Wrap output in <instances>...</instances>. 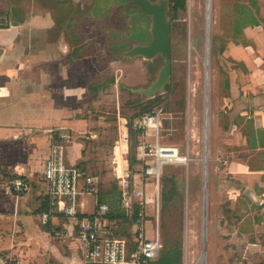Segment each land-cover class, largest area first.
I'll return each mask as SVG.
<instances>
[{"label":"crops","instance_id":"1","mask_svg":"<svg viewBox=\"0 0 264 264\" xmlns=\"http://www.w3.org/2000/svg\"><path fill=\"white\" fill-rule=\"evenodd\" d=\"M81 1L90 2L83 13L93 12L97 0H0V16H5V23L0 22V255L22 264L83 262L73 220L58 213L42 224L35 214L44 196L43 163L52 135L70 134L68 164L79 165L84 150L77 135L89 122L81 114L82 99L93 88L83 80L89 66L86 49L95 40L83 41ZM237 3L253 18L237 24L235 41L224 46L225 55L237 64L228 74L217 139L206 151L213 179L221 182L214 191L224 193L237 232L247 239L239 258L257 264L264 262V0ZM15 176L30 183L22 196L9 186ZM144 184L137 187L145 193ZM86 196L80 198L81 214L96 208L92 196L93 207L85 210ZM55 230L66 234L60 238L66 243L63 253L52 242Z\"/></svg>","mask_w":264,"mask_h":264},{"label":"rangeland","instance_id":"2","mask_svg":"<svg viewBox=\"0 0 264 264\" xmlns=\"http://www.w3.org/2000/svg\"><path fill=\"white\" fill-rule=\"evenodd\" d=\"M167 1L171 73L167 83L152 95L141 89L147 90L156 80L164 57L161 54L150 59L122 55L132 45L148 42L150 17L134 9L130 0H97L95 9L89 14L83 11L90 2L81 1L77 5V10H81L79 23L84 31L83 41L95 40L86 49L89 66L83 84L89 82L93 90L91 96L82 99L85 106L81 114L87 116L89 122L77 135L84 142L82 159L78 163L86 173L95 176L99 192L104 199L106 197L109 207V197L118 198L120 181L126 179L130 189L143 186L145 182L146 199H153L146 207L148 234L154 225L151 214L158 205L160 242L181 243L183 264H231L240 259L239 250L247 239L241 238V233L237 232L236 220L224 193L214 191L221 182L214 180L210 172L206 146L208 150L217 139L228 74L237 64L225 55L223 49L237 36V2L241 0L210 2L207 101L204 63L206 0H186L184 8L175 12L172 0ZM0 22L5 23V16H0ZM130 28H136L135 32L144 29L145 34L129 38ZM145 107L151 108V113H160L159 142L177 147L179 154L187 157L185 163L163 164L158 181L155 178L145 181L142 174L145 163L140 159L139 145L146 134L137 127L141 116L133 117ZM125 117L132 119L133 129L141 130L130 137V167ZM146 138L154 140L149 132ZM36 175L42 181L41 173ZM161 189L168 199L164 208ZM111 191L114 194L107 195ZM85 199V210H91L93 197L86 196ZM119 234L130 240L128 224L120 223ZM53 237L52 242L63 253L66 243ZM82 264L95 263L83 260Z\"/></svg>","mask_w":264,"mask_h":264},{"label":"built area","instance_id":"3","mask_svg":"<svg viewBox=\"0 0 264 264\" xmlns=\"http://www.w3.org/2000/svg\"><path fill=\"white\" fill-rule=\"evenodd\" d=\"M159 112L143 115L137 127L154 136V140L143 139L140 147V159L144 160L143 177L159 179L162 166L166 163H185L187 157L179 154L175 146H166L159 142L161 127ZM70 134L61 132L52 135L48 153L43 163L42 180L45 183L43 195L47 198L49 211L39 213L42 224H48L53 214H63L74 222V236L78 240L82 259L96 264H142L147 260L156 259L161 249L158 205L151 214L154 222L148 236L146 212L147 199L142 188H129V182L122 180L120 205L131 218V229L139 245L127 259V248L124 238L115 235L116 220L107 216L108 205L98 201V183L95 176L88 174L77 164H68L65 160L66 145ZM11 191L22 196L30 190V183L21 176L9 180ZM84 195L96 198V208L91 214L80 217V198ZM135 216L131 217L134 208ZM56 238H65L60 230L53 231ZM0 264H22L17 258L0 255ZM46 264H63L48 261ZM231 264H251L245 258L235 259ZM257 264H264L259 262Z\"/></svg>","mask_w":264,"mask_h":264},{"label":"trees","instance_id":"4","mask_svg":"<svg viewBox=\"0 0 264 264\" xmlns=\"http://www.w3.org/2000/svg\"><path fill=\"white\" fill-rule=\"evenodd\" d=\"M116 1H120V0H116ZM153 1V0H152ZM173 2V6H172V10L173 12H175L178 9H183L186 0H172ZM238 4V3H237ZM242 8V9H240ZM237 24H241V25H245L246 23H249V21H251V18H253L251 16V13L249 11L246 10L245 6L239 7L237 5ZM171 17H174V14L171 15ZM134 30H136V28H130V32H129V38L131 37H138L140 36V33H144L145 34V30H137L138 32H135ZM138 33V34H137ZM144 110L141 111L139 114H136L133 118L137 117V115L139 116H143L145 115L144 112H148V114H150L151 112V108H143ZM124 117V116H123ZM126 128H127V142H128V162H129V167H130V154H131V150H132V144L130 142V137L132 135H137L139 133H141L140 129L137 128H132V119L131 118H126ZM131 119V120H130ZM115 191V188H114ZM114 191L109 192L107 195H113ZM117 196L118 198H111L109 197L108 200L110 207L108 205V203H106L107 201L103 198L104 196H102V194L100 192H98V201L99 202H105L108 205V212H107V216L110 218H113L116 220V228L114 230V233L116 236L124 238L125 242H126V248H127V259L129 260L130 258V254H132L138 247L139 243L135 238V234L131 229V218H129L126 215V212L122 209L121 205H120V191L118 190L117 192ZM161 199H162V207L164 208L166 206V203L168 201V199H166V197H164V191L161 189ZM49 211V204L47 201V198L45 196L42 197V202L39 206V208L37 209L36 213H42V212H48ZM137 212V208L135 207L133 210V214L131 217L135 216ZM80 217L83 216H87V214H80ZM121 222H125L126 224H128L129 226V233H130V240L123 235L119 234V225ZM46 230H49V228L47 227L48 225H44ZM50 232V230H49ZM142 264H183L182 263V248H181V243H177L174 241H166L164 244H161V249L159 251V256L156 259L153 260H147Z\"/></svg>","mask_w":264,"mask_h":264},{"label":"water","instance_id":"5","mask_svg":"<svg viewBox=\"0 0 264 264\" xmlns=\"http://www.w3.org/2000/svg\"><path fill=\"white\" fill-rule=\"evenodd\" d=\"M167 2V0H130L132 7L137 8L141 14L150 17V39L144 44L132 45L122 55L125 57L140 55L150 59L161 54L165 60L156 80L147 90L141 89L148 95L161 89L167 83L171 73V28L167 18Z\"/></svg>","mask_w":264,"mask_h":264},{"label":"bare ground","instance_id":"6","mask_svg":"<svg viewBox=\"0 0 264 264\" xmlns=\"http://www.w3.org/2000/svg\"><path fill=\"white\" fill-rule=\"evenodd\" d=\"M210 2L211 0H206L205 6H206V54L204 57V63H205V101H207V94H208V86H209V72H208V54H209V26H210ZM207 112V109H206ZM207 133V132H205ZM205 176V175H204ZM205 179V178H204ZM203 258V256L201 257Z\"/></svg>","mask_w":264,"mask_h":264}]
</instances>
